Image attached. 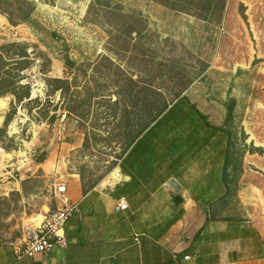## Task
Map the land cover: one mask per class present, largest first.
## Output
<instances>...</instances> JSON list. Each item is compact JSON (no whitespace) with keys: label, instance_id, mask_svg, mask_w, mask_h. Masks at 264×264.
<instances>
[{"label":"rangeland","instance_id":"1","mask_svg":"<svg viewBox=\"0 0 264 264\" xmlns=\"http://www.w3.org/2000/svg\"><path fill=\"white\" fill-rule=\"evenodd\" d=\"M31 1L36 10L29 23L12 26L0 13V46L31 45V68L21 76L23 84H31L33 100L16 105L5 129L14 97L0 96V244L20 234L26 216L54 213L57 188L69 175H82L87 188L118 182L112 174L121 171L113 163L120 162L130 130L136 129L135 116L147 110L146 104L182 94L212 125L234 135L235 157L243 168L236 177L237 195L211 217H230L250 228L248 248L259 252L264 156L256 150H264V0H227L220 23L219 8L205 12L206 0L176 5L190 10L186 13L155 0ZM111 9L141 16L146 26L141 36L128 37V24L107 15ZM40 52L51 60L48 72ZM67 58L85 67L70 70ZM106 58L120 71L109 70ZM46 77L69 80L71 91L51 92ZM131 77L136 85L127 83ZM131 92L135 107L115 104L118 94ZM80 101L81 109L75 107ZM233 101L232 120L226 121ZM221 225L223 230L228 226Z\"/></svg>","mask_w":264,"mask_h":264},{"label":"crops","instance_id":"2","mask_svg":"<svg viewBox=\"0 0 264 264\" xmlns=\"http://www.w3.org/2000/svg\"><path fill=\"white\" fill-rule=\"evenodd\" d=\"M177 109L171 113L183 115L177 131L181 141L170 146L162 141L174 132V117L162 119L132 151L131 174H122L121 182L83 193L81 178L68 176L65 185L77 212L66 224V249L16 261L3 243L0 264H264V257L247 258L242 246L234 247L240 239L212 236L216 223L207 221L211 209L202 198L224 195L221 181L227 144L219 141V133L189 102L181 101ZM166 156L169 159L163 164ZM170 180L179 184V192L168 186ZM117 186L123 188L121 192ZM121 193L129 199L119 197ZM176 195L183 199L179 207ZM123 198L129 209L117 212ZM205 226L204 237L197 240ZM165 228L169 229L161 235Z\"/></svg>","mask_w":264,"mask_h":264},{"label":"trees","instance_id":"3","mask_svg":"<svg viewBox=\"0 0 264 264\" xmlns=\"http://www.w3.org/2000/svg\"><path fill=\"white\" fill-rule=\"evenodd\" d=\"M161 5L175 11H180L186 13V11H190L187 8L176 6L177 4H190L193 5L195 3L201 4L203 1L201 0H155ZM226 1L227 0H206L204 5V10L206 13H209L210 11H215L218 9L219 11V19L218 23L221 22L223 17V12L226 7ZM99 4H102V1H98ZM175 5V6H173ZM218 6V7H217ZM36 10L35 4L31 0H0V13L6 16L8 22L12 26H18L20 24H26L29 23L32 19V15L34 14ZM107 15H113L116 17L117 20L123 23V25L128 24V32L126 33L128 37H133L135 34L137 37L141 36L142 31L146 29V26L144 21L139 18L137 19L131 17L130 15L115 12L114 10H108L106 12ZM194 16H197L195 13ZM205 18V17H204ZM126 26H123L121 29L125 28ZM118 29V28H117ZM120 29V28H119ZM31 45L27 43H8L0 46V96H13L14 101L12 102L11 111L8 112L4 126L5 129L10 125V123L13 121L14 116L17 113V106L25 101L28 100V103H32L33 100L31 99V84H23V76H21V73L25 70H28L31 68L32 61L29 56V49ZM40 56L45 59L47 72L49 70V65L51 64V60L43 54V52H40ZM106 61H108L110 67L109 70H114V73L117 71H120V69L115 66V64L109 59L106 58ZM65 66L66 68L70 70H81L85 67V65H78L76 62L70 60L69 58L65 59ZM46 85L48 89H50L51 92L55 93L58 91H61V93L66 94L71 91V83L69 80H63L59 78H45ZM127 83L129 85H136V81L131 77L127 79ZM187 89V88H186ZM185 89V90H186ZM119 96V102H116L115 104H118L122 101V103H125L126 107H135L134 100L130 99V96H132V92L129 95H121ZM95 96L91 95L89 97V100L91 101L94 99ZM187 101L189 102V99L186 96L182 97V94H178L177 97L174 100L166 101L163 100L160 102L159 105H156V100L153 105H147V110L142 113H138L135 116L136 119V129L130 130V134L128 135L127 144L120 156V162L113 163V167L117 166L121 174L130 176V156L132 151L136 148L138 143L145 139L146 136L149 134V132L153 129L154 126H156L162 119L169 116V118H173V131L174 132H168L165 134L162 138V141L170 146L171 144L177 145L179 141H181V138H179V135L177 134L179 124L182 123L183 115L178 116V113L175 112L171 113L172 110L177 109V105L181 101ZM76 108L80 107L84 104L83 101L75 102ZM190 107L192 110H194L196 113H198L207 123L208 127H210L214 133H219V141H224L227 144L226 151L224 153V164L222 166V181H221V187L224 190V195L219 197H209V198H202L205 202L206 206L209 207L210 212H206L207 215V221H211L216 223L215 233L212 234V236H216L218 238L227 236L228 239L233 238V240L240 239L241 244L243 245V251L247 258H261L264 257V242L262 239L259 238L258 240V247L260 248L259 252H253L249 250L248 245L250 244V238L248 234L253 233L250 228H246L243 225H237V222L235 220H232L230 217H219L212 219L211 213L212 211H215L216 208L219 206H225L228 205V202L230 198L237 195V185H236V177L240 175L243 172L242 168V160H238L235 157V142H233L234 135L230 130L225 129L224 127H217L212 125L210 122H208V118L201 114L197 107L189 102ZM235 102L233 101V104L228 108V114L226 121L232 120L233 116V110H234ZM69 112H75L77 115H81L83 117L82 112H77L72 107L66 108ZM178 110V109H177ZM178 112V111H177ZM125 115H129L127 112V108L124 111ZM174 114V115H173ZM180 118V120H179ZM48 123L52 125L54 123V116L51 117V119L48 120ZM192 125V123H190ZM182 125V124H180ZM4 130H0V133ZM214 134V135H215ZM181 137V135H180ZM215 136L212 138L214 139ZM216 140V139H215ZM84 146H88V140L86 139ZM257 153L264 156V150L257 149ZM169 158L166 156L165 160L163 161V164L165 161H167ZM45 159L40 160V163H43ZM81 183H82V189L83 193H87L89 190H92L96 187V183L92 184L90 187H86L83 182L82 175L80 176ZM121 186H117V191H122ZM122 193L119 195V197H122ZM127 200L129 197L123 196ZM174 201L179 207L183 199L176 195L174 197ZM197 201H199V198H197ZM216 207V208H215ZM180 214V213H179ZM175 215H178L176 213ZM172 224V222H171ZM221 224H226L228 226H225V230H223V226ZM205 227L201 228L197 233V240L202 239L204 237L205 233ZM169 228H165L160 230V234L163 235L166 231H168ZM256 247V245H255Z\"/></svg>","mask_w":264,"mask_h":264},{"label":"built area","instance_id":"4","mask_svg":"<svg viewBox=\"0 0 264 264\" xmlns=\"http://www.w3.org/2000/svg\"><path fill=\"white\" fill-rule=\"evenodd\" d=\"M117 178L118 183L121 182V172L117 173ZM56 194L58 207L54 213L44 217L26 216L22 222L20 234L6 242V245L12 249L16 261L35 258L57 248L68 247L66 224L68 219L77 212V205L71 201L65 184L59 185ZM128 209L127 200L124 198L119 200L116 211L122 212ZM185 259L189 260V257Z\"/></svg>","mask_w":264,"mask_h":264},{"label":"water","instance_id":"5","mask_svg":"<svg viewBox=\"0 0 264 264\" xmlns=\"http://www.w3.org/2000/svg\"><path fill=\"white\" fill-rule=\"evenodd\" d=\"M168 186L172 189V190H174L175 192H179L180 191V186H179V184L175 181V180H170L169 182H168Z\"/></svg>","mask_w":264,"mask_h":264},{"label":"bare ground","instance_id":"6","mask_svg":"<svg viewBox=\"0 0 264 264\" xmlns=\"http://www.w3.org/2000/svg\"><path fill=\"white\" fill-rule=\"evenodd\" d=\"M116 172H117V170H116ZM116 172H114L112 175L117 178V173Z\"/></svg>","mask_w":264,"mask_h":264}]
</instances>
